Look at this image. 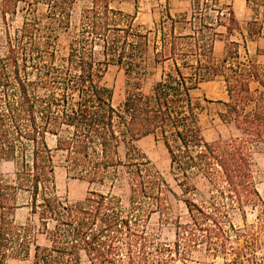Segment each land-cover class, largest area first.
Returning <instances> with one entry per match:
<instances>
[{
    "label": "trees",
    "instance_id": "16d2710c",
    "mask_svg": "<svg viewBox=\"0 0 264 264\" xmlns=\"http://www.w3.org/2000/svg\"><path fill=\"white\" fill-rule=\"evenodd\" d=\"M75 1L0 0L4 18L16 14L20 2L31 10L46 6L43 18L26 16L15 36H7L6 53L0 52V164H14L13 178L0 171V264L28 258L32 264H82L84 257L91 264H173L201 251L224 264H264V198L255 159L256 147L264 145V64L243 59L242 43L232 39L240 33L247 45L264 36V21L257 19L263 0H247L256 15L247 35L232 7L215 8L218 0L210 8L204 0V10L193 4L187 33L175 30L185 19L167 10L170 25L159 24L154 60L172 66L150 94L136 88L119 107L104 74L111 64L128 75L144 72L149 32L112 0H92L82 9L68 54L59 59V33L70 28ZM217 40L225 41L221 57ZM218 77L227 91L219 116L238 133L207 141L203 105L193 92ZM48 134L65 152L72 178L103 183L112 169L124 168L128 205L96 190L76 201L60 197ZM148 135L163 141L183 198L137 145ZM196 176L207 184L200 199L189 196L198 192ZM172 196L185 203V215L174 214ZM24 206L29 215L18 223L17 210ZM248 208L258 209L256 223H248ZM155 214L174 226L173 241L152 227ZM237 214L243 226L235 223Z\"/></svg>",
    "mask_w": 264,
    "mask_h": 264
},
{
    "label": "rangeland",
    "instance_id": "374dc122",
    "mask_svg": "<svg viewBox=\"0 0 264 264\" xmlns=\"http://www.w3.org/2000/svg\"><path fill=\"white\" fill-rule=\"evenodd\" d=\"M200 1V4L198 2ZM213 0L209 1V8L213 5ZM92 0H76L72 8L71 26L69 29L61 31L57 41L56 51L58 58H62L68 54L69 43L75 33L76 26L79 23L82 9L90 6ZM203 10L205 9L204 0H112V6L120 8L125 12L136 14V24L143 31L149 32L150 46L147 53L143 57L144 72L140 75H128L123 67L111 64L103 77L102 82L105 86L113 90V104L119 107L124 101L129 91L140 88L142 92L150 94L154 84L162 78L164 71H169L172 63L171 61L157 63L154 60L155 50L154 43L157 40V29L162 20L166 21V25H170L167 20V10H169L175 18L185 20L176 23L175 30L177 33H187L190 31V24L187 19H190L193 10V4ZM229 0H218L217 7H222L224 11L229 5ZM211 17L216 15L215 11L209 9ZM46 12V6L39 3L34 10L20 2L17 13L3 17L0 11V52L7 51V36H15L16 31L21 28L25 17L43 18ZM199 17V16H198ZM210 21L212 19H209ZM197 25L200 21L197 20ZM217 56H223V52H219L218 46L215 49ZM221 53V54H220ZM244 58H249L246 54L241 53ZM263 64V63H260ZM255 86V85H254ZM194 96L198 98L203 107L200 113L201 125L203 135L207 141H214L220 138H229L238 133L234 124L224 122L221 120L219 113L224 110L225 106L222 101L227 100V91L224 81L221 77L215 80L204 82L200 87L194 90ZM47 141L51 148L54 149V164L56 176L57 193L63 199L76 201L83 199L88 191L96 190L102 193H113L121 197L122 203L127 206L129 202V182L124 168L112 169L103 183L90 184L86 181L72 178L68 175L65 167V152L56 150L57 138L54 135L48 134ZM137 145L139 148L156 164L162 171L171 187L178 193L180 198H183L181 189L170 172V157L169 153L162 140L154 135H148L141 138ZM256 167V181L258 189L264 198V145H260L255 149ZM0 171L7 178L14 177V164L12 162H3L0 164ZM195 183L198 187V192L189 195L195 199H200L202 194L207 191L206 181L200 177H195ZM21 197L25 200L27 193H22ZM172 198V205L174 214L185 215L187 209L185 203L175 197ZM29 214V208L24 206L17 212V222L24 223ZM248 223H256L258 209L248 208ZM34 223L38 225V219H34ZM235 223L242 225L243 222L240 215H236ZM152 227H154L161 235L164 241L171 242L175 239V229L171 224H162L159 216L155 214L152 218ZM39 242L44 244L45 238L39 235ZM8 264H32L31 258L28 259H10ZM82 264H91L89 260L84 257ZM173 264H224V260L219 258H212L207 256L204 252H197L193 255L191 260L186 263L182 261H175Z\"/></svg>",
    "mask_w": 264,
    "mask_h": 264
},
{
    "label": "crops",
    "instance_id": "0c3cea01",
    "mask_svg": "<svg viewBox=\"0 0 264 264\" xmlns=\"http://www.w3.org/2000/svg\"><path fill=\"white\" fill-rule=\"evenodd\" d=\"M227 4H229V5L226 7V10L229 7H232L236 18L241 25L242 32L245 35H247L248 34V25L254 19V17H256L254 10L252 9V7H250L247 4V0H229V3H227ZM215 8H222V7L215 6ZM211 10L215 11L216 15H217L216 10H214V9H211ZM222 10L224 11V9H222ZM263 14H264V0H263V3L261 5H259V15L257 16V19L259 21H264V15ZM219 30L222 32H225V28H223V27H220ZM232 39L237 40L240 43H242L241 47H240L241 53L244 52V54H246L254 62L264 64V36L257 37L254 40H248L247 45L243 44L242 35L240 33H236L235 35H233ZM217 46H218L219 52L225 51V41L217 40L215 42V49H217ZM223 55H224V53H223ZM21 208H23V207H20L19 209H21ZM18 210H17V212H18ZM16 217H17V213H16Z\"/></svg>",
    "mask_w": 264,
    "mask_h": 264
}]
</instances>
